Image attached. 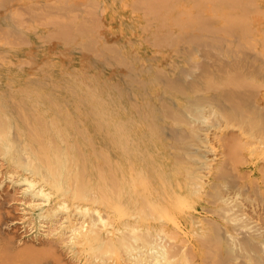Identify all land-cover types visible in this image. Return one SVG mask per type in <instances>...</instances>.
Listing matches in <instances>:
<instances>
[{
    "label": "bare ground",
    "instance_id": "bare-ground-1",
    "mask_svg": "<svg viewBox=\"0 0 264 264\" xmlns=\"http://www.w3.org/2000/svg\"><path fill=\"white\" fill-rule=\"evenodd\" d=\"M1 173L8 264H264V0H0Z\"/></svg>",
    "mask_w": 264,
    "mask_h": 264
},
{
    "label": "rangeland",
    "instance_id": "rangeland-1",
    "mask_svg": "<svg viewBox=\"0 0 264 264\" xmlns=\"http://www.w3.org/2000/svg\"><path fill=\"white\" fill-rule=\"evenodd\" d=\"M4 173H1V177H0V182H1V180L3 181V183L1 182L0 183V185H1V187H0V216L1 217H3V218H1L0 217V230H1V233H0V240H2V241H0V243L3 245L4 243H5V245H3L2 247H1V249L2 248H4V250H5V248L7 249V250H12V247L14 246V248H17V246L19 247V248H21V247H28V246H30V245H37L38 244V246H41L44 242H45V240H48L49 239V237L44 233V231H42L41 229L40 230H36L35 228H32L33 227V224H29V222H30V220L28 219V216L26 215V212L24 211V208H23V203H24V200H23V198H22V196L20 195V194H17L16 195V193L18 192L17 190H16V185L14 186V184L9 180L8 181V179L9 178H7V180H5V175H3ZM4 177V178H3ZM14 190L16 191V192H14ZM9 191H10V193H12V194H10L9 193ZM12 191V192H11ZM6 192H8V193H6ZM13 192H14V194H13ZM5 195H4V194ZM12 195H13V198H12ZM16 197H15V196ZM5 196H6V199H5ZM10 196V197H9ZM20 197L19 199H18V197ZM3 197H4V199H3ZM7 197H9V199L10 200H12V201H10ZM14 197H15V199H14ZM12 198V199H11ZM22 198V199H21ZM18 199V200H17ZM21 199V200H20ZM9 201V202H8ZM4 203V204H3ZM3 204V205H2ZM7 204V205H6ZM20 204V205H19ZM8 206L9 208H7L6 206ZM19 205V206H18ZM2 206H3V208L4 209H2ZM11 206V207H10ZM14 206H15V208H14ZM21 207H22V209H21ZM7 209V210H6ZM8 209H11V210H8ZM1 210H3V211H1ZM5 210V211H4ZM15 210H16V212H15ZM8 211V212H7ZM7 213V214H6ZM15 213V214H14ZM14 214V215H13ZM23 214H25V215H23ZM6 215H10V216H6ZM16 215V216H15ZM7 218V219H6ZM9 218V219H8ZM13 218V219H12ZM24 218V219H23ZM2 220H3V222H2ZM7 222H6V221ZM28 222V223H27ZM31 223V222H30ZM26 224V225H25ZM29 224V225H28ZM29 227H28V226ZM6 227V228H5ZM2 228V229H1ZM13 228V229H12ZM8 229V230H7ZM30 229V230H29ZM32 229V230H31ZM14 230V231H13ZM17 231V233H16V231ZM29 231V232H26V231ZM10 231H13V232H10ZM13 235H12V234ZM15 233V234H14ZM38 233V234H37ZM6 234V235H5ZM9 234V235H8ZM17 234H18V236H17ZM21 236H20V235ZM40 234V235H39ZM14 236V237H19L18 239L17 238H14V237H10V236ZM16 235V236H15ZM5 236V238H3ZM27 237V238H26ZM39 237V238H38ZM43 237V238H42ZM46 239H45V238ZM2 238V239H1ZM12 238V239H11ZM30 238V239H29ZM34 238V239H33ZM41 238V239H40ZM6 239H9V240H11L10 242H9V240L7 241ZM25 239V240H24ZM32 239H33V242H32ZM14 240V241H13ZM30 240H31V242H30ZM40 240V241H39ZM43 240V241H42ZM17 241H19V242H17ZM29 241V242H28ZM8 244H7V243ZM13 242H15L16 243V245H15V243H14V245H12L13 244ZM35 242V243H34ZM40 242V243H39ZM12 243V244H11ZM19 243H23V244H19ZM18 244V245H17ZM29 244V245H28ZM41 244V245H40ZM11 245H12V247H11ZM25 245H27V246H25ZM3 250V249H2ZM66 255H64V256H62V258L64 257V260H65V263L67 264L68 263V257L66 256ZM66 258H67V261H66ZM2 260H3V262H2ZM4 260H6L5 258L3 259V258H0V264H8V262H7V260L6 261H4ZM64 263V262H63ZM64 263V264H65ZM69 264H70V262H69Z\"/></svg>",
    "mask_w": 264,
    "mask_h": 264
}]
</instances>
